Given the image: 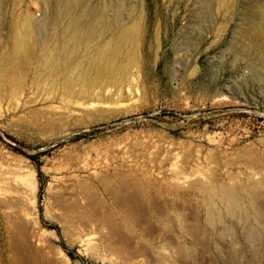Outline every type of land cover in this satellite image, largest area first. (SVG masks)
<instances>
[{"label":"rangeland","instance_id":"1","mask_svg":"<svg viewBox=\"0 0 264 264\" xmlns=\"http://www.w3.org/2000/svg\"><path fill=\"white\" fill-rule=\"evenodd\" d=\"M94 2L140 30L91 80L54 0H0V264H264V0Z\"/></svg>","mask_w":264,"mask_h":264},{"label":"bare ground","instance_id":"2","mask_svg":"<svg viewBox=\"0 0 264 264\" xmlns=\"http://www.w3.org/2000/svg\"><path fill=\"white\" fill-rule=\"evenodd\" d=\"M54 3V6L56 5L60 8L54 12V22L58 25L68 23L71 26L70 38L75 40V45L78 49L76 50L83 51V53H81L83 55L81 58H84L83 60L79 59L81 60L79 65L85 77L93 80V77L100 78L105 75V73H109L115 68L122 67L123 56L125 53L123 44L125 41L129 40L131 42H135V40H138L139 37L140 29L137 23L136 15L132 18L133 23L130 29H124L122 19L121 22H119L121 31L118 32V30L113 27L114 24L108 20L110 17L106 15L108 12L106 9L107 7H105L106 5H99L98 2L96 3L94 0H54ZM123 4V0H118L116 12L122 10ZM259 15L260 16L252 15L250 18V20H252L250 22L252 23L251 27L253 30V46L257 47L259 52L258 56L262 61V65H264V2L261 6V12H259ZM86 18L91 19V23L87 24L85 21ZM27 21L28 24H32V19L30 17L27 18ZM116 22H118V20L115 21V24ZM65 42L67 44L69 43L67 41ZM63 45L65 44L63 43ZM69 49L71 50L72 48ZM73 52L74 51H72V53ZM129 56L130 59H135V50L131 51ZM76 63H79V61ZM236 191L237 189L227 190L223 188H215L209 190L207 188H202V192L207 196L212 192L220 194V196L225 200L228 211L232 213L241 212L242 210V205L237 198ZM210 199L211 198H209V200Z\"/></svg>","mask_w":264,"mask_h":264}]
</instances>
